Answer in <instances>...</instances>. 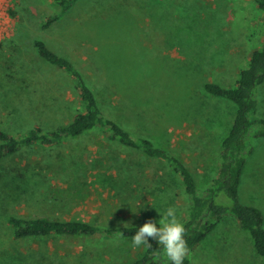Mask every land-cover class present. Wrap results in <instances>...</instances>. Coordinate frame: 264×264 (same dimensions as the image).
Here are the masks:
<instances>
[{
	"label": "rangeland",
	"instance_id": "374dc122",
	"mask_svg": "<svg viewBox=\"0 0 264 264\" xmlns=\"http://www.w3.org/2000/svg\"><path fill=\"white\" fill-rule=\"evenodd\" d=\"M54 0H0V128L12 134L69 122L82 107L75 79L38 54L35 39L71 59L106 117L180 157L205 191L221 162L237 104L205 89L235 84L264 42L253 0H78L58 21ZM259 105L264 115V83ZM242 176L240 200L264 214V138ZM252 176V177H251ZM227 207L233 200L218 197ZM191 197L170 166L95 128L61 143L0 158V262L129 264L147 247L103 233L15 238L7 219L49 217L115 227L159 220ZM151 245L158 241L149 239ZM194 264H263L252 236L228 211L187 255ZM168 264L166 257L161 259Z\"/></svg>",
	"mask_w": 264,
	"mask_h": 264
},
{
	"label": "trees",
	"instance_id": "16d2710c",
	"mask_svg": "<svg viewBox=\"0 0 264 264\" xmlns=\"http://www.w3.org/2000/svg\"><path fill=\"white\" fill-rule=\"evenodd\" d=\"M61 6V11L50 16L44 24L48 27L60 20L78 0H54ZM264 13V0H253ZM34 46L43 58L62 69L75 79L81 97L82 107L73 118L52 130L35 126L25 133L12 134L0 128V158L21 150L24 146L36 143L56 144L69 138H77L95 128L110 132L112 139L122 144L141 149L148 157L166 162L180 178L186 193L191 197L187 219L185 239L189 250L197 247L215 229L224 215L231 211L240 225L252 236L257 253L264 257V214L257 206L240 200V187L245 165L254 152L253 139L264 138V116L259 113L258 86L264 82V42L240 70L234 85L223 86L207 81L205 89L215 96L226 97L237 104L232 127L222 141L221 162L212 181L205 191L198 188L197 180L188 165L174 152L156 144L151 138L135 136L117 120L108 118L103 113L97 95L88 85L77 65L68 57L51 49L45 40L35 39ZM225 193L233 200L232 207L218 201ZM13 228L15 238L44 236L53 233L80 235L103 233L132 237L143 224H126L115 227L97 226L86 221L58 220L49 217H20L11 215L7 219ZM159 227L160 225H156ZM163 247L151 245L143 256L129 264H165ZM0 264H3L0 262ZM168 264H171L168 261ZM183 264H194L187 256ZM264 264V262H263Z\"/></svg>",
	"mask_w": 264,
	"mask_h": 264
},
{
	"label": "clouds",
	"instance_id": "9594fccd",
	"mask_svg": "<svg viewBox=\"0 0 264 264\" xmlns=\"http://www.w3.org/2000/svg\"><path fill=\"white\" fill-rule=\"evenodd\" d=\"M159 227L154 221L145 222L132 236L133 247L141 245L151 248L149 239L158 241L163 247V255L171 264H183L189 254L185 239L186 228L176 215L175 207H169L159 220ZM126 226V224H125Z\"/></svg>",
	"mask_w": 264,
	"mask_h": 264
},
{
	"label": "crops",
	"instance_id": "0c3cea01",
	"mask_svg": "<svg viewBox=\"0 0 264 264\" xmlns=\"http://www.w3.org/2000/svg\"><path fill=\"white\" fill-rule=\"evenodd\" d=\"M263 83H264V82H263ZM263 83H262V84H263ZM262 84H261V85H262ZM229 86H230V85H229ZM259 87H260V85L258 86V89H260ZM259 94H260V92H258V99H259V96H260ZM259 113H260V115L264 116V115L262 114V108H261V105H259ZM234 116H235V114H234ZM234 116H233V119H234ZM232 123H233V120H232V122H231V124H230V128H229L228 132L230 131V129H231V127H232ZM228 132H227V134H228ZM227 134H226V135H227ZM254 151H255V150H254ZM253 153H254V152H253ZM253 153H252V154H253ZM251 156H252V155H251ZM251 156H250V157H251ZM248 163H249V159H248V161H247V163H246V165H245V168H244V171H243V175L245 174V170H246V168H247V166H248ZM243 175H242V176H243ZM251 177H252V176H251Z\"/></svg>",
	"mask_w": 264,
	"mask_h": 264
}]
</instances>
